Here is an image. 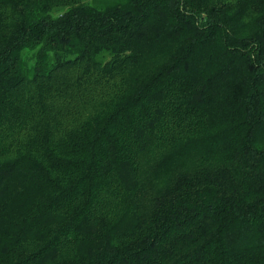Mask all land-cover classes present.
I'll return each instance as SVG.
<instances>
[{"label":"trees","instance_id":"obj_1","mask_svg":"<svg viewBox=\"0 0 264 264\" xmlns=\"http://www.w3.org/2000/svg\"><path fill=\"white\" fill-rule=\"evenodd\" d=\"M0 264H264V0H0Z\"/></svg>","mask_w":264,"mask_h":264}]
</instances>
